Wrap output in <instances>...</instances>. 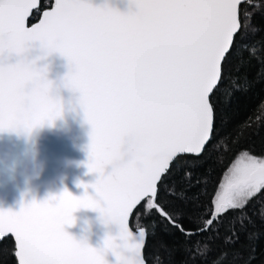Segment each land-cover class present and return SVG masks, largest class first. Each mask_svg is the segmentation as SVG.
<instances>
[{
	"label": "snow or ice",
	"instance_id": "snow-or-ice-1",
	"mask_svg": "<svg viewBox=\"0 0 264 264\" xmlns=\"http://www.w3.org/2000/svg\"><path fill=\"white\" fill-rule=\"evenodd\" d=\"M35 7L36 0H0V132L31 135L62 118L46 69L28 58L33 48L41 60L59 53L69 65L64 86L79 93L92 127L88 168L99 179L79 185L83 197L65 190L19 212L0 210V238L13 235L18 264H107L110 238L98 250L65 230L81 208L119 226L133 264H150L146 239L158 225L134 231L138 206L145 217L156 213L164 232L182 234L181 264H253L264 238L254 218L264 223V199H257L264 156L240 152L211 208L190 192L202 183L192 176L205 150L229 151L255 123L249 117L235 135H219L236 93L251 87L240 70L255 60L264 79V39L245 42L261 30L252 18L264 13V0H131L135 11L127 14L90 0H53L29 27ZM257 111L264 113V101ZM181 169L185 186L178 189L168 181ZM253 200L261 207L249 215ZM174 254L159 239L155 264Z\"/></svg>",
	"mask_w": 264,
	"mask_h": 264
},
{
	"label": "water",
	"instance_id": "water-1",
	"mask_svg": "<svg viewBox=\"0 0 264 264\" xmlns=\"http://www.w3.org/2000/svg\"><path fill=\"white\" fill-rule=\"evenodd\" d=\"M40 1L36 0V7L32 13L38 9ZM90 2L96 7L110 3L125 14L130 10L135 11L129 6V0ZM52 3L53 0L50 7L42 10L38 19L28 26L38 24L44 12L50 10ZM45 65L50 66L49 78L53 80L62 78L69 72L67 59L59 53L39 61L40 67ZM61 96L65 102L64 113L62 118L53 124L37 128L31 135L0 132V174L15 169L16 175L14 180H9L6 175H0V210L19 212L25 203L30 204L33 201L42 203L53 196H60L65 190L76 197H83L85 189L79 185L95 184L99 179L98 174L90 172L88 168L92 127L86 122L83 109L80 107L79 93L64 89ZM107 171H111V168L109 167ZM88 194L96 195L92 188L88 189ZM74 217L75 224L67 226L65 230L77 240L87 236L91 247L102 248L108 234L117 235L119 232V226L116 224L104 226L101 223V213L98 211L81 209L74 213ZM86 222L91 223L90 233L85 232L88 226ZM5 238L12 239L16 248L12 234L0 238V242ZM15 259L18 264L16 256ZM106 259L109 264H117L112 254L107 255Z\"/></svg>",
	"mask_w": 264,
	"mask_h": 264
},
{
	"label": "trees",
	"instance_id": "trees-1",
	"mask_svg": "<svg viewBox=\"0 0 264 264\" xmlns=\"http://www.w3.org/2000/svg\"><path fill=\"white\" fill-rule=\"evenodd\" d=\"M51 0H41L38 9H36L28 20V25L34 23L42 10L50 7ZM245 5H241L243 9ZM253 23L261 30L255 35H249L246 43H253L264 39V13L257 11L253 16ZM262 70L261 65L255 60L247 64L240 70L239 75H247L248 81L251 83V87L246 92L236 93L233 103L227 109V115L229 116V122L220 131V136L227 134L235 135L237 126L243 124L249 119L253 118L255 122L253 127L247 130L246 137L240 141V143L231 145L230 150L227 152L216 151L213 149H206L202 157L199 158L198 166L193 170L194 175L192 180L202 179V183L196 184L191 188V194H201L199 197V203L201 205H207L212 207V199L216 195L220 183L222 182L226 172L236 160L238 154L244 150L252 152L256 156H264V113L258 112V106L264 101V79L258 76V73ZM257 124L260 126L257 127ZM231 144V141H229ZM184 177V170L181 169L175 173L169 179V184L176 183L177 188H183L185 185L182 182ZM257 199H264V194ZM261 205L253 200L247 209L249 215H252L257 211ZM139 212H134L130 223L133 230L138 227H150L153 221L157 222L156 228L157 235H148L146 239L145 255L149 259L150 264H155V256L158 251V240L163 238L167 241L170 247L175 249V254L166 259V264H181L186 259V253L184 251V237L176 230H173L171 234L163 231V225L159 224L160 217L156 213H152L151 216L145 217L142 211V207L138 206ZM234 213H230L233 215ZM256 219V225L258 229H264V223L260 221L258 217ZM186 227H192L186 223ZM15 248L12 239L5 238L0 242V264H17L14 256ZM256 260L253 264H264V238H262L256 249Z\"/></svg>",
	"mask_w": 264,
	"mask_h": 264
},
{
	"label": "clouds",
	"instance_id": "clouds-1",
	"mask_svg": "<svg viewBox=\"0 0 264 264\" xmlns=\"http://www.w3.org/2000/svg\"><path fill=\"white\" fill-rule=\"evenodd\" d=\"M107 5L109 7H111V8H113V9H116L110 3L107 4ZM129 6L131 7V0H129ZM36 53H41V52L39 51L38 48H33L31 51H29L28 58L30 60L36 61L38 66H39V61H42L40 59V56L42 55V53L39 54V55H37ZM44 60H46V59H44ZM41 68H45L46 69V71H47V80L50 81L49 95L53 99H58L60 102H62V104H63V106L65 108V102H64V100H63V98L61 96V92H62V90L68 89V88H66L64 86L63 77L59 78L57 80L50 79L49 78L50 66L49 65H45L44 67H41ZM17 167H18V165H17ZM0 175H6L9 180H14L16 178L15 169H9L5 173L0 174ZM81 209H88V208H81ZM81 209H79V210H81ZM89 210H91V209H89ZM86 223H87L88 226L85 228V232L90 233L91 232V223L90 222H86ZM101 223L104 226H106V227L111 226L113 224H116V223H113V222H110V221L106 220L102 215H101ZM109 238L111 239L112 248L107 253H105V256H104L105 260L107 261V264H109V262L106 259V256L109 255V254H112L113 256H115L117 264H133V257L129 254V252L127 250V247H126L127 242L124 239L121 238L120 228H119V232H118L117 235L108 234L106 236V238L104 239V242H105V240H107ZM80 240L83 241V242H86L87 244H89L87 236H85L84 238H82ZM103 245H104V243H103ZM102 248H99L98 250H101Z\"/></svg>",
	"mask_w": 264,
	"mask_h": 264
},
{
	"label": "rangeland",
	"instance_id": "rangeland-1",
	"mask_svg": "<svg viewBox=\"0 0 264 264\" xmlns=\"http://www.w3.org/2000/svg\"><path fill=\"white\" fill-rule=\"evenodd\" d=\"M234 162H235V161H234ZM234 162H233V163H234ZM231 166H232V165H231ZM231 166H230V167H231ZM228 170H229V169H228ZM227 173H228V171L226 172V174H227ZM226 174H225V175H226ZM223 179H224V178H223ZM222 182H223V180H222ZM222 182H221V183H222ZM221 183H220V185H221ZM222 191H223V190H222V189L220 188V186H219V189H218L217 192H221V193H222ZM216 194H217V193H216Z\"/></svg>",
	"mask_w": 264,
	"mask_h": 264
}]
</instances>
